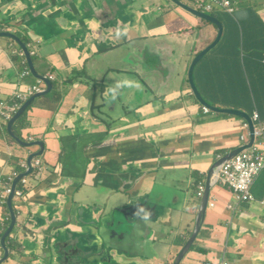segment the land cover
Segmentation results:
<instances>
[{
  "label": "crops",
  "instance_id": "1",
  "mask_svg": "<svg viewBox=\"0 0 264 264\" xmlns=\"http://www.w3.org/2000/svg\"><path fill=\"white\" fill-rule=\"evenodd\" d=\"M96 1L70 0L67 5L66 0H0V29L16 33L29 45L33 57L39 58L35 63L32 57L38 74L55 77L52 93L30 104L22 114L18 131L24 141L42 139L45 145H57L50 146L57 160H49L47 151L40 156L41 169L24 176L26 181L19 185L23 194L13 197V207L21 220L24 211L32 208L29 202L45 195L44 201H49V196L55 193L59 206L64 207L63 217H68L71 224L84 227L78 213L77 219L73 213V202L66 203L69 197L85 207L94 204L100 211L101 206L107 209L122 206L120 202L125 195L140 192L157 204L158 211L157 214H152V208L146 211L151 213V220L145 225L147 230L144 234L137 233L138 237L144 235L146 249L130 252L129 262L171 264L182 246L175 248L174 243H170L162 254L153 251L155 246L167 244L172 226L178 227L175 238L179 236L184 243L192 231L189 235L180 231L177 196L174 210L164 215L161 202L150 198L154 185H163L157 184L156 178L165 175L164 170L176 168L186 170L190 178L191 173L198 171L207 181L218 159L239 146L245 121L228 114L203 112L188 84L187 73L193 58L217 37L213 24L171 0H130L126 8L122 7L117 27L111 33H101L96 30L93 19L86 15V9ZM114 1L120 3V0ZM179 1L194 8L195 0ZM234 6L233 16L221 11L211 13L221 21L223 34L218 44L196 65L194 82L202 94L208 93L210 87L236 88L219 90L220 94L212 99L217 103H226L225 98L245 101L246 95L238 88L248 86V93L257 102L251 112L257 111L264 120V0H235ZM64 12L69 16L83 13L81 25L89 30L87 40L91 47L82 57L74 50L60 56L47 46L52 21ZM119 33L115 44H108ZM8 39L0 38V101L11 97L18 82L25 86L36 82L32 76H20L26 61L23 55L14 54L21 50ZM158 45L167 48L163 50ZM148 54L155 55L157 63L139 73L140 64ZM136 74L146 78L145 83ZM125 79L130 84L119 87L116 98L111 99L109 89ZM69 83L77 85L76 89L67 88ZM159 88H162L160 92ZM149 90L156 98H149ZM54 95L58 98H53ZM82 97L87 103L91 102V109L101 122L81 145H59L55 138V131L60 132L63 127L59 119ZM7 134L6 129L0 130V187L16 167L14 159L25 160L30 152L39 148L22 146ZM87 163L95 168L94 173H87ZM59 165L62 172L57 184L65 195L62 190L51 192V184L45 182L56 177ZM161 169L164 170L161 172ZM251 191L254 200L237 203L231 188L220 178L211 185L212 206L206 212L198 249L190 252L180 264H204L205 258L214 262L226 260L229 264H264V218L255 232L251 229L255 226L253 217H264V205L259 202L264 198V169L256 177ZM159 195L164 199L163 194ZM229 204L235 208L231 209ZM193 210H183L185 215H181V220L192 222ZM8 223L6 206L0 204V236ZM61 223L65 225L64 221ZM192 223L195 225L194 221ZM256 232L261 236L260 249L255 248V243H260L254 239ZM184 236H187L185 240ZM6 240L7 246L13 248L12 234ZM87 244L83 239L81 253L85 262L89 259ZM200 249L207 252L200 253ZM3 264H21V261L12 254Z\"/></svg>",
  "mask_w": 264,
  "mask_h": 264
},
{
  "label": "water",
  "instance_id": "2",
  "mask_svg": "<svg viewBox=\"0 0 264 264\" xmlns=\"http://www.w3.org/2000/svg\"><path fill=\"white\" fill-rule=\"evenodd\" d=\"M171 1L192 15L213 24V26L217 28V37L215 41L193 58L188 69V84L195 100H197L201 106L206 107L212 113L228 114L244 119L249 124L250 128L249 142L244 146L236 147L235 149L220 157L210 170L206 181L205 191L201 195V202L196 214L194 229L192 230L190 237L178 251L173 262V264H180L182 258L189 251L204 225L206 212L211 204L209 200L211 185L219 179L221 168L225 162L233 158L244 149L248 148V146L253 143L255 137V128L251 116L246 114V112L242 109L218 108L205 102L194 82V70L196 65L211 49H213L218 44L223 34V25L221 21L214 15L202 13L190 6H187L179 0ZM129 2L130 0H120V3L115 2L114 0H97L94 5H91L86 9V15L93 19L96 30L101 33H111L118 25L122 15V7L126 8L127 6L125 5H127ZM66 3L68 5L70 0H66ZM82 19V12L74 13L72 16H69L68 13L64 12L62 15L56 17L52 21L50 32L47 35L50 39L47 44L49 50L53 53L60 54V56H65L70 51L74 50L79 57L84 56L88 51H90L91 46L87 40V33L89 30H87L85 26L81 25ZM116 34L117 32H114V35ZM119 35L120 33L114 39H110L108 44H115L114 41L119 37ZM0 38H9L19 46L31 75L34 78H39L45 86L44 91L34 94L26 102H24V104H22V106L17 110V112L7 124V132L20 145L26 147L39 146V148L38 150L30 152L27 155L28 170L15 177L12 183L11 193L6 198L5 206L9 214V223L4 228L0 236V248L2 250L0 264H3L12 254H15L17 260L21 261V264H131L128 258L130 252L146 249V245L143 240L144 235L139 237L137 235L130 237L125 243L117 246V248L113 251L114 253H112V251L108 252L107 254L109 255V258H105L104 255H102V258L95 263L85 262L83 260L82 253L80 258L75 257L72 247V224L70 223L68 217H63L64 207L61 208L59 206L57 202L58 196L55 195V193L49 196L51 198L49 201H44L47 198V195H45L36 198V200L33 202H29L28 206H32V208H29L28 211H24L23 218L21 220L19 219L18 211H16L13 207V196L16 183L21 177L33 172L31 166L32 157L41 156L47 151L49 160H57L55 151L50 149V146L56 147L57 145H45V140L42 139L24 141L13 133L12 126L22 116V114L34 100L50 95L52 93L54 84L48 79V76L44 77L36 72L26 45L23 44L15 34L0 31ZM61 42L63 43L59 47H56V45ZM136 77L141 79L142 83H145L146 78L143 79L141 74H136ZM76 86L77 85H74V83H69L67 88L76 89ZM53 98H58V96L54 95ZM91 105V102L87 103L85 98L82 97L79 99L78 103L72 105L65 111L64 115L59 119V121L63 123V127L60 132L55 131V138L58 140L59 145H81L94 134V130L97 129V125L101 121L93 113ZM84 145L89 144L84 143ZM98 170L99 169H97V172ZM86 171L87 173H94L95 168H93L90 163H87ZM61 172L62 170L60 169L59 165L56 170V177L53 180L47 179L45 182H49L51 184V192L58 193L60 190H62L61 193L65 195L64 189H62V187L58 186L57 184L58 178L61 176ZM68 178L70 177L68 176ZM212 179H214V181H212ZM41 184L42 183H40L37 187H39ZM71 184L72 181H69L68 185ZM72 202L73 213L76 216V219L78 213V219L83 223L84 227H81L80 224L75 225L79 229H85L87 231V237L89 241L93 237L98 239L97 233L101 230L102 219L106 217V212H109V215L112 216L111 211L113 209H117V206H113L108 209L101 206L97 216V211L92 205L85 207L81 205V203H77L74 198L71 197L68 198L66 203ZM127 204H130V206H134L138 209L145 206L142 212L150 210L152 205H157L150 201L149 196L146 198V196L142 195L140 192H138V195L135 199H132ZM80 205L81 208L78 212ZM55 207L59 209L54 210ZM81 217L84 219L81 220ZM61 221H64L65 225H62ZM146 230L147 227L143 226L140 228L138 233L141 232L144 234ZM11 234L14 242L13 248L7 246L6 240V238L10 237ZM28 241L33 242L28 243ZM96 245L104 246V243L100 242ZM118 255H120V257H116Z\"/></svg>",
  "mask_w": 264,
  "mask_h": 264
},
{
  "label": "built area",
  "instance_id": "3",
  "mask_svg": "<svg viewBox=\"0 0 264 264\" xmlns=\"http://www.w3.org/2000/svg\"><path fill=\"white\" fill-rule=\"evenodd\" d=\"M235 0H195L193 3L194 9L211 15L215 11H221L229 16H233L235 12ZM29 75L28 71L22 73V77ZM48 79L52 82L55 77L48 75ZM45 89L43 82L36 78L34 85L25 86L23 83L18 82L16 89L12 92L10 98L4 101H0V130L5 129L7 123L12 116L17 112L20 106L36 93H40ZM205 113L209 110L206 107L202 108ZM257 117V112L254 113ZM259 136L264 138L263 132H257ZM262 145L261 149L251 148L246 151L243 150L236 156H234L228 164L225 165L222 174L224 179L228 182L229 187L235 194L236 201H252L255 199L252 194L251 188L255 181L256 176L264 169V139L262 141L255 142ZM250 147V146H249ZM248 147V148H249ZM27 158V157H26ZM19 159L17 161V168L12 170L4 181V185L0 187V204H5L7 196L11 193L12 183L15 177L21 172L28 170L27 159ZM32 171H39L41 169V159L38 156L31 158ZM26 181L25 177H21L16 183L14 190V198L20 197L23 194V190L19 188L21 183ZM204 190V187L201 188ZM202 191L199 194H202ZM259 202L264 205V198ZM237 203H234L237 205ZM229 207L235 208V205L230 204ZM204 264H228L227 261H206Z\"/></svg>",
  "mask_w": 264,
  "mask_h": 264
},
{
  "label": "rangeland",
  "instance_id": "4",
  "mask_svg": "<svg viewBox=\"0 0 264 264\" xmlns=\"http://www.w3.org/2000/svg\"><path fill=\"white\" fill-rule=\"evenodd\" d=\"M158 47L162 48L163 50H165L167 48V47L162 46V45H158ZM145 57H146L145 60L142 61L140 64L141 68L139 69V73L147 71V69H149L155 63H157V58L155 55L148 54ZM33 59H34L35 63H37V61L39 60L38 56L33 57ZM148 61H150V62H148ZM165 90H167L166 87H165ZM204 99L206 100L205 102H207L211 105H216V107L242 109V108L238 107L237 102H234L230 98H225L227 101L226 104H215L213 102H210L209 101L210 98L206 95L204 96ZM213 114H216V113H213ZM245 144H246L245 140H243V141L241 140L240 143L238 142L237 145H239L238 147H240V146H243ZM252 147L256 148V149H261L262 145H259L258 143L253 142V144L249 148H247L246 151L250 150ZM15 154H16V156H19L17 154V152H15ZM185 157H187V155H185ZM114 162H115V157H113V165H114ZM171 169H173V170H164V169L160 170L161 172L164 170L163 172L165 175H159L156 178V182H157V184H163V185L162 186L161 185L156 186V184H155L154 189L151 192L150 198L152 200H159L161 202V203H159V204L163 205V208H162L163 211L161 214L164 215L166 212L174 210V208L176 206L175 205V196H177L178 209H180V211H181L180 214H178V216H177L178 226L182 227V229L180 231L188 234L193 229V223L191 221H188V222L186 220L183 221V220H181L180 217H181V215H183V210L188 211L189 208L196 209L197 207H199L198 204L200 205L201 197L199 196V188L198 187H199L200 181L205 182V178L198 171H196L195 173H191L192 178H190V175H188V172L184 169H176V168H171ZM174 177H177L180 180L175 181L172 179ZM31 182L33 183L34 180L32 179ZM22 188L24 190L26 189L25 186H22ZM134 192H137V191H134ZM160 193L164 195V199H160V195H159ZM95 197H97V196H95ZM199 198H200V200H199ZM143 205H144V203H143ZM139 216H141L140 212H139ZM263 218L264 217H259V216L253 217V222L255 223V226L251 228L252 231L255 232L258 224H260V221ZM169 229H171L172 232L169 234L170 237L167 239V244L158 243L153 250L154 252H157L159 254L164 253L165 249H166V245H168L170 243H174L175 248L183 245L184 241L179 236L175 238V236H176L175 231L178 230V227L172 226ZM261 232L263 233V231H261ZM203 233H204V229L202 227L199 235L196 237L191 248L185 254V256L182 258V262L184 261V259L186 258V256L190 252H196V250L198 249V243H199L200 237L203 235ZM260 237H261L260 232L259 233L256 232L254 239L260 240ZM260 244H261V240H260V243H255V248L260 249ZM206 259L207 258L202 260V263H205Z\"/></svg>",
  "mask_w": 264,
  "mask_h": 264
},
{
  "label": "flooded vegetation",
  "instance_id": "5",
  "mask_svg": "<svg viewBox=\"0 0 264 264\" xmlns=\"http://www.w3.org/2000/svg\"><path fill=\"white\" fill-rule=\"evenodd\" d=\"M161 90L162 88L158 89L159 92ZM149 93H150L149 98L151 99L156 98L154 94L150 92V90H149ZM117 146H112V148L116 149ZM151 151L152 150L150 148L149 152ZM142 158H144V154L142 155ZM108 165L109 164H107V166ZM202 187L205 188L204 181H200L199 183V187H198L199 192L201 191ZM136 197H137V192H134V191L130 192L128 195H125L123 200L120 202V203H123L124 205L117 206V209H113L111 211L112 216L109 215V212H106V217L102 219L101 230L97 233L98 239L93 237L89 241L87 237V231L79 229L75 224H72L71 235H72V247H73L74 254H75L74 256L77 258L81 257L82 241L83 239H86L88 241V244H87L88 249H87L86 255H88L89 257V259L86 261L87 263H95L99 261L102 258V255H104L105 258H109V255L107 254L108 252L112 251V253H114L113 251L117 248V246H120L121 244L125 243L130 237L136 236L137 233L140 231V228H142L145 225H148L149 220H151V217L149 216L148 220H144L142 217L144 216L145 212L139 211L140 209L134 206H130V204H127L129 201H131L132 199H135ZM92 206L96 209L97 216H98L99 209L94 204H92ZM151 208L153 210L152 214H157V211H158L156 209L157 207L155 205H152ZM197 210L198 208L193 210V217L191 218L192 222L194 221V223H195L194 216L197 214ZM139 212L141 216H139ZM183 214L185 215V213ZM187 236H184L183 239L185 240ZM100 242H103L104 246L96 245V244H99ZM116 257H120V255Z\"/></svg>",
  "mask_w": 264,
  "mask_h": 264
},
{
  "label": "clouds",
  "instance_id": "6",
  "mask_svg": "<svg viewBox=\"0 0 264 264\" xmlns=\"http://www.w3.org/2000/svg\"><path fill=\"white\" fill-rule=\"evenodd\" d=\"M0 31H5V32H10V33H13V34H15L21 41H22V43L23 44H25L26 45V47H27V49H28V51H29V54H30V56H31V59H32V57H33V53L29 50V45L26 43V42H24L16 33H14V32H11V31H8V30H5V29H3V28H1L0 29ZM9 40V39H8ZM13 44H15L18 48H19V46L13 41V40H10ZM20 49V48H19ZM14 54H16V56L17 57H20L21 55H23V53H22V51H19V52H16V53H14ZM16 57V58H17ZM15 58V59H16ZM15 59H14V63L16 64V61H15ZM32 62H33V59H32ZM25 71H28L29 72V75H27V76H32L31 75V73H30V71H29V69H28V67H27V64H25V69H24V71H22L21 72V74H20V76L22 75V73L23 72H25ZM22 77V76H21ZM25 77V76H24ZM33 77V76H32ZM39 79V78H38ZM53 82V81H52ZM128 84H130V81H128V80H123V81H121V82H119L117 85H116V87L115 88H112V89H109V95H110V98L111 99H115L116 98V95H117V89L119 88V87H121V86H124V85H128ZM27 101V100H26ZM25 101V102H26ZM24 104V103H23ZM22 106V105H21ZM20 106V107H21ZM202 108H203V106H202ZM219 108V107H218ZM202 111H203V109H202ZM244 111V110H243ZM204 112V111H203ZM255 112H257V111H254V112H252V114L250 115L248 112H246V114H248V115H250L251 116V118H252V121H253V123H254V128H255V137H254V140H253V142L255 143V142H258V141H262L264 138L263 137H261V136H259L258 135V133L257 132H263L264 133V120L261 118V116L259 115V113L257 112V117L254 115V113ZM208 113H210V111L208 112ZM212 113V112H211ZM232 116V115H231ZM13 117V116H12ZM234 117H237V116H234ZM240 118V117H239ZM11 120V119H10ZM9 120V121H10ZM244 120V119H243ZM245 121V120H244ZM8 124V123H7ZM7 128V125H6V127H5V129ZM243 129H244V131H243V133H242V135H241V139H240V141L242 140H245V142H246V144L249 142V140H250V128H249V124L245 121V123L243 124ZM4 130V129H3ZM7 131V130H6ZM8 133V132H7ZM9 134V133H8ZM11 136V135H10ZM12 137V136H11ZM14 139V138H13ZM240 143V142H239ZM253 144V143H252ZM251 144V145H252ZM250 145V146H251ZM244 146V145H243ZM249 147V146H248ZM245 150V149H244ZM242 152V151H241ZM239 154V153H238ZM223 155H225V154H223ZM222 155V156H223ZM221 156V157H222ZM236 156V155H235ZM38 157H40V156H38ZM20 159V158H19ZM19 159H14V162H15V168L13 169V170H15L16 168H17V161L19 160ZM231 160H232V158L230 159V160H228L227 162H225V164L222 166V168H221V171H220V179H221V181H223L224 183H226L227 185H228V182L224 179V177H223V174H222V171H223V169H224V167H225V165L226 164H228L229 162H231ZM22 173V172H21ZM31 173V172H30ZM28 175V174H27ZM26 175V176H27ZM8 176V175H7ZM7 176H6V179H7ZM258 176V175H257ZM256 176V177H257ZM5 179V180H6ZM256 179V178H255ZM5 184V183H4ZM229 186V185H228ZM205 187H206V180H205ZM15 190V189H14ZM232 190V189H231ZM202 191V190H201ZM204 191H205V188H204V190L202 191V194L204 193ZM233 192V191H232ZM202 194H199V196L201 197V195ZM235 195V194H234ZM14 197V196H13ZM209 200H210V202H211V197H209ZM5 205H6V202H5ZM230 205V204H229ZM229 205H228V207H229ZM210 206H212V203L210 204ZM231 208V207H230ZM231 209H233V208H231ZM143 211V210H142ZM149 216H150V213H147V212H145V214H144V216L142 217L144 220H148L149 219ZM192 233V232H191ZM191 235V234H190ZM190 237V236H189ZM209 261H211V260H209ZM220 261H222V260H220ZM224 261H226V260H224ZM219 262V261H218ZM228 262V261H227ZM229 264V263H228Z\"/></svg>",
  "mask_w": 264,
  "mask_h": 264
},
{
  "label": "trees",
  "instance_id": "7",
  "mask_svg": "<svg viewBox=\"0 0 264 264\" xmlns=\"http://www.w3.org/2000/svg\"><path fill=\"white\" fill-rule=\"evenodd\" d=\"M204 22H206V23H208L209 24V22H207V21H204ZM230 90V89H232L233 91L236 89V88H217V87H210L209 88V92L208 93H201L200 91V94H201V96L203 97V99H204V96L206 95V96H208L210 99H209V101L210 102H213V103H215V104H226V103H217V102H215V101H213L212 99L215 97V96H217V95H219L220 93H219V90ZM239 90L238 91H242L245 95H246V100L245 101H240V100H237V101H234V102H237V104H238V107H240V108H242L243 110H246V111H248V112H250V113H252L251 111H253V109L254 108H256V106H257V102H256V100H255V98L253 97V95H251V94H249L248 92H249V87L248 86H244L243 88H238ZM238 96H240V95H238ZM194 97V96H193ZM205 100V99H204ZM206 101V100H205ZM195 102L198 104V102H197V100H195ZM213 106H215L216 107V105H213ZM219 108H221V107H219ZM236 109H239V108H236ZM22 117L23 116H21L16 122H15V125L13 126V128H12V130H13V133L15 134V135H17L18 137H20V133H19V131H18V123L20 122V120L22 119ZM239 118V117H238ZM10 138H11V140H14L13 139V137H11L9 134H7ZM204 249H206V248H204ZM200 253H206L207 251L206 250H202V249H200V251H199Z\"/></svg>",
  "mask_w": 264,
  "mask_h": 264
}]
</instances>
